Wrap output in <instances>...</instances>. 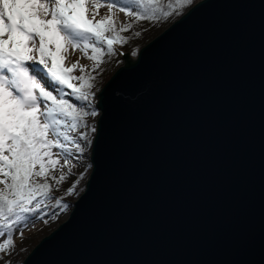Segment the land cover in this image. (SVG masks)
Returning a JSON list of instances; mask_svg holds the SVG:
<instances>
[{
	"label": "water",
	"instance_id": "obj_1",
	"mask_svg": "<svg viewBox=\"0 0 264 264\" xmlns=\"http://www.w3.org/2000/svg\"><path fill=\"white\" fill-rule=\"evenodd\" d=\"M120 56L84 186L21 264H264V0H196Z\"/></svg>",
	"mask_w": 264,
	"mask_h": 264
},
{
	"label": "snow or ice",
	"instance_id": "obj_2",
	"mask_svg": "<svg viewBox=\"0 0 264 264\" xmlns=\"http://www.w3.org/2000/svg\"><path fill=\"white\" fill-rule=\"evenodd\" d=\"M192 2L168 0L165 10L161 0L124 5L118 0H0V238L6 237L0 241V259L11 256L14 234L22 240L29 222L33 227L47 223L45 201L53 199L49 180L58 185L71 178L73 160L80 158L75 153H84L82 142L91 144L86 133L77 139L65 129L75 131L84 117L97 115L85 110L92 105L94 77L79 59L69 66L65 60L78 50L94 61L95 72L105 49L115 54L114 45L125 42L119 33L131 27L123 21L118 26L116 10L134 21L159 20ZM55 206L69 207L61 199Z\"/></svg>",
	"mask_w": 264,
	"mask_h": 264
},
{
	"label": "trees",
	"instance_id": "obj_3",
	"mask_svg": "<svg viewBox=\"0 0 264 264\" xmlns=\"http://www.w3.org/2000/svg\"><path fill=\"white\" fill-rule=\"evenodd\" d=\"M196 0H193L192 3H194ZM162 4L165 7V10H169L166 8V5L168 3V0H161ZM191 3V4H192ZM190 4V5H191ZM190 5H184L181 8H178L171 16L169 17H163L160 15L159 20H139V21H134L133 18L126 23H129L131 27L129 28L128 31L123 32L122 36L125 39L124 43H121L124 47L125 50L128 51L129 57H135L138 48L148 39L150 36H153L154 32H158L161 30L165 25H167L170 21H172L174 18H176L178 15L183 13ZM140 9H138L139 11ZM123 63V60L121 56L117 53L115 49V54H109L104 58V62L99 68L94 73H91L90 75L94 77L91 81L95 82V86L93 88L94 90V97L96 98L97 90L100 87V85L104 82V80L111 74V72L114 70L116 66L119 64ZM75 103L77 101H74ZM95 102V101H94ZM92 103L91 107H89L91 110H96L95 103ZM77 104V103H76ZM78 105V104H77ZM85 110H88V107L85 108ZM92 128H95V119L94 118H88L86 121L82 120L81 122V129L78 128L80 133H86L88 140L91 141V138L93 136L94 131H92ZM87 157V154H86ZM89 165L90 162L88 158L84 159L82 162V169L78 170L76 172H72L71 178L65 180L64 182L60 184H56L54 181L49 180V183L52 185L51 191H50V196H55L56 199H61L62 204L65 203L66 201L70 202V205L72 204V200L67 198V189L75 184V191L77 194L82 190L85 182V178L88 174L89 170ZM55 225H51L48 228V232L53 229ZM40 237L34 239L36 242ZM16 263L21 264V261L24 257V255L20 251H16Z\"/></svg>",
	"mask_w": 264,
	"mask_h": 264
},
{
	"label": "rangeland",
	"instance_id": "obj_4",
	"mask_svg": "<svg viewBox=\"0 0 264 264\" xmlns=\"http://www.w3.org/2000/svg\"><path fill=\"white\" fill-rule=\"evenodd\" d=\"M118 2L121 4V5H124L125 3H127V0H118ZM129 7H133V8H136L135 5H131L129 4L128 5ZM138 11V8L136 9ZM107 11V10H106ZM106 11L105 9H100V13L101 15H104L106 14ZM115 15H116V19H117V24L119 26V22L120 21H123V22H127L129 20H131L132 18L130 17H127L125 16L124 13H121L119 12L118 10H116L115 12ZM100 17L98 16L97 19H99ZM123 32H120L119 34L122 36ZM157 33V32H156ZM154 32V34H156ZM153 34V35H154ZM152 37V36H150ZM149 39V38H148ZM114 48L116 49L117 53L120 55L121 54V51H127L125 50V47L121 44V43H117L114 45ZM78 52V58H71L70 61L71 62H75L77 59L80 60V63L81 64H84V65H87L88 66V75H90L91 73H94L93 71H91L93 65H94V61L92 60H89L85 57L82 56V54L77 50ZM89 55H91V50L89 49ZM109 55L107 54L106 52V49H105V54L103 55L102 59H103V62H104V58ZM103 63H101L99 65L98 68H96L95 72L97 70H99V68L101 67ZM66 66H69V62L66 64ZM74 75H79V71L78 70H74ZM90 83L92 84V87L91 89H89L90 92L94 93V86H95V82L94 81H90ZM70 91V90H68ZM68 99L70 100H74V97H67ZM96 100V98L93 96L92 98V103ZM78 105H80L82 102L80 101H77L76 102ZM86 104V102H85ZM87 108V106L85 107ZM87 111H92L89 107H88V110ZM96 113H98V108L96 107ZM88 118H96V115L95 116H86L84 117V120L86 121ZM79 129H81V126L78 127ZM78 128L75 130V131H72L71 129H65L67 131H69V134L70 136H74V137H77V139H79L80 137V131L78 130ZM83 133V132H82ZM82 146L84 147V153L82 154V156H80V154L78 153H75L76 156H79V160L78 162L76 160H73V165L74 167H72V172H76L78 170H81L82 169V162L84 159L88 158V154H89V148H90V145L85 143V142H82ZM53 151H57L56 149H53ZM86 154H87V157H86ZM89 160V158H88ZM61 164H63V161L61 160ZM56 176H59L60 175V169L58 167L56 173H55ZM75 185V184H74ZM68 193V192H67ZM77 192L74 190L71 194H67V198H69L70 200L74 199L76 196H77ZM53 197V199H50V200H47L45 201V205H47V207H44V211L49 213V215H46L44 217L45 220H47V223H44V222H37L35 224V226H31V223L29 222V227L26 228L24 230V237L23 239L21 240L18 236H16L14 234V239H15V249L14 251L12 252L11 256H4L3 259H0V264H5V261L7 260H11V264H17L16 263V251H20L24 256L27 254V252L33 247V245L39 240H37L36 242L34 241V239L38 238V237H41L43 236L44 234H46L48 231V228L51 226V225H57L60 221L64 220L71 208V205H70V202L69 201H66L65 203H67L69 205V207L65 210V209H60V208H57L55 206V200H56V197L53 195L51 196ZM43 207V206H42ZM52 213H55V218H53V216L51 215ZM19 227H23V222L21 223V225ZM6 238V237H4ZM4 238H0V241H2ZM24 258V257H23Z\"/></svg>",
	"mask_w": 264,
	"mask_h": 264
},
{
	"label": "bare ground",
	"instance_id": "obj_5",
	"mask_svg": "<svg viewBox=\"0 0 264 264\" xmlns=\"http://www.w3.org/2000/svg\"><path fill=\"white\" fill-rule=\"evenodd\" d=\"M101 9H105V11H106V8H101ZM70 52H71V49L69 50ZM63 54V53H62ZM78 52L76 51L73 55H71V56H68V59H66L65 60V66H66V64L70 61V59L73 57V58H78Z\"/></svg>",
	"mask_w": 264,
	"mask_h": 264
}]
</instances>
